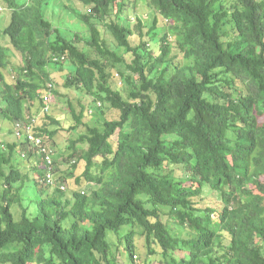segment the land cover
Instances as JSON below:
<instances>
[{
	"label": "trees",
	"instance_id": "16d2710c",
	"mask_svg": "<svg viewBox=\"0 0 264 264\" xmlns=\"http://www.w3.org/2000/svg\"><path fill=\"white\" fill-rule=\"evenodd\" d=\"M2 1L0 264H264V0H141L151 22L130 0H69L88 10L68 29L46 17L58 0ZM67 62L97 110L50 130L29 109ZM62 130L78 136L61 150ZM62 163L68 188L47 182ZM21 164L41 187L27 206Z\"/></svg>",
	"mask_w": 264,
	"mask_h": 264
},
{
	"label": "rangeland",
	"instance_id": "374dc122",
	"mask_svg": "<svg viewBox=\"0 0 264 264\" xmlns=\"http://www.w3.org/2000/svg\"><path fill=\"white\" fill-rule=\"evenodd\" d=\"M24 0H17L18 4H22ZM141 0H130L128 4L129 9V17H133V19H136V15H139L143 20L147 19V22H151L152 17H149L148 14L145 13V6L144 3ZM66 5V6H65ZM68 6V7H67ZM74 7L77 8L83 12L87 11L88 8L81 5L80 3L74 2V1H69V0H58L57 2L53 3L51 7L47 10L46 12V17L55 25V26H60L61 28L68 29L70 24H75L77 20L73 17V14L70 12L68 9L69 7ZM0 8L3 10L0 14V43L3 46H10V39L8 36L4 35V30L10 25L11 23V15H12V9L10 6L5 2L0 0ZM135 16V17H134ZM147 16V17H146ZM148 17L150 19H148ZM76 26V25H75ZM75 26L71 27L73 31H75ZM107 36V35H106ZM83 46V45H81ZM153 50H157V46H153ZM10 61H9V66L8 69L9 75L15 76L17 75V68L22 67V57L21 55L17 53H12L10 55ZM57 70L56 67H53L52 70ZM19 70V69H18ZM74 71V66L71 65V63L67 62L64 67L63 71H58L54 72L52 74V81L49 82L47 81L46 84L53 83L55 85V92L53 93V96L51 100L49 101V104H46V106H43L40 102V100L36 101L30 106L31 110L29 109V114L34 118L38 120L39 124H44L45 118L49 116L52 119L59 120V124H51L49 127L50 130H55V129H66L69 128L73 123V115L71 114V107H73L77 113L80 111V106L79 104H83L84 106H90L92 110L96 109L95 108V103L94 98L87 95L85 92L77 89H67L64 86V78H67L66 74L71 73ZM64 73V74H63ZM7 75V76H9ZM121 88V84L119 85ZM124 87V85H123ZM92 103H94L92 105ZM49 108V111L46 112L48 115H45V111H43L44 107ZM98 106V105H97ZM99 107V106H98ZM116 114L112 113L108 116L109 119H112V117H116ZM49 124L51 121H47ZM85 122L90 124L91 126L96 125V120L89 114V111L86 113V118ZM61 126V127H60ZM74 134V133H73ZM71 135V133H67L65 130H62L61 132L57 133L55 136V139L57 141V146L62 150L64 149V144L68 143L70 140H74L77 138L78 135ZM16 139L14 136H9V140L11 139ZM60 171L57 172V175L54 176L56 182V186H62L64 185L66 188H68V183H66L65 177H66V171L68 166L64 163L58 164ZM23 167V171L25 172L24 174H28L29 181L31 184V188L25 190L26 195H24L23 199V205L27 206L26 203H30L31 201H41L42 200V195L40 192L41 187L36 185L35 183V171L28 172V169L32 168V164L29 167L27 164H21ZM39 173L36 172V174ZM180 175V172H179ZM43 181V179H41ZM71 183V182H70ZM73 184V182L71 183ZM98 184H92V185H87L84 189V191L87 194H90L94 190L99 189ZM52 193V192H51ZM217 194V193H215ZM206 195L210 197L211 203L212 201L217 200V196L214 195L212 196L211 191H207ZM209 199V200H210ZM69 210V208H67ZM12 213L14 215L15 221H20L22 218V213L20 210V206L18 204H14L12 206ZM70 221H73V217L70 218ZM70 225V223H67ZM86 227V225H85Z\"/></svg>",
	"mask_w": 264,
	"mask_h": 264
},
{
	"label": "clouds",
	"instance_id": "9594fccd",
	"mask_svg": "<svg viewBox=\"0 0 264 264\" xmlns=\"http://www.w3.org/2000/svg\"><path fill=\"white\" fill-rule=\"evenodd\" d=\"M55 60H58V58H54V61H55ZM48 87L50 88V90H52V88H54L53 83H49V84H48ZM52 96H53V95H52L51 92H49V93L43 95V99H44V101H45L46 104H49V101L51 100ZM46 97H48L49 99L46 100V99H45ZM44 111H45V112H48V111H49L48 106L46 107V109H45ZM1 139H2V138H1Z\"/></svg>",
	"mask_w": 264,
	"mask_h": 264
},
{
	"label": "built area",
	"instance_id": "2783aa9c",
	"mask_svg": "<svg viewBox=\"0 0 264 264\" xmlns=\"http://www.w3.org/2000/svg\"><path fill=\"white\" fill-rule=\"evenodd\" d=\"M45 99L48 100L49 98L46 97ZM1 134H2V132H1V130H0V145H1ZM17 135H18V137H21V135H20L19 133H17ZM30 138H31V137H30ZM48 159H49V158H48ZM48 161H49V163H51L50 160H48ZM49 165H51V164H49ZM54 176H55V175L49 174V175L47 176V182L50 183V184H55V178H54Z\"/></svg>",
	"mask_w": 264,
	"mask_h": 264
}]
</instances>
